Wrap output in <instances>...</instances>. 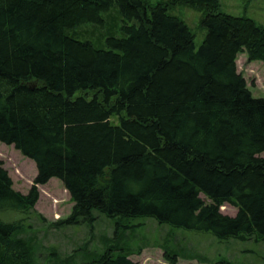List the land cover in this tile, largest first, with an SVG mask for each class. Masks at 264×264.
Returning a JSON list of instances; mask_svg holds the SVG:
<instances>
[{"label": "trees", "instance_id": "trees-1", "mask_svg": "<svg viewBox=\"0 0 264 264\" xmlns=\"http://www.w3.org/2000/svg\"><path fill=\"white\" fill-rule=\"evenodd\" d=\"M118 6L122 36L98 48L69 34L104 25ZM176 6L204 13L196 49ZM264 63V26L221 11V0H0V142L32 160L28 194L0 159V264H35L25 220L39 187L60 180L74 204L56 229L116 219L115 239L90 262L138 264L129 220L154 219L221 241L264 242V98H255L240 54ZM201 195L211 203L202 200ZM229 204L235 216L223 214ZM178 254L165 250L166 264Z\"/></svg>", "mask_w": 264, "mask_h": 264}, {"label": "rangeland", "instance_id": "rangeland-1", "mask_svg": "<svg viewBox=\"0 0 264 264\" xmlns=\"http://www.w3.org/2000/svg\"><path fill=\"white\" fill-rule=\"evenodd\" d=\"M151 5L168 0H146ZM221 11L237 17H248L264 26V0H221ZM170 14L183 20L195 36L196 49L204 42L207 29L202 24L204 13L191 7L176 6ZM104 25L84 24L69 34L82 41H90L98 48H108L107 39L113 34L122 36L124 19L118 6L103 14ZM238 71L245 77L255 98H264V63L249 62L247 53L240 54L237 60ZM264 157V153L260 155ZM0 159L9 172L14 189L28 194L37 176L35 163L24 157L14 146L0 142ZM40 199L36 211L43 215L46 222L32 214L20 212L2 213L5 221L25 220L24 237H32L35 246V264H57L58 260L74 255L75 260L87 262L94 260L105 242L115 239L116 219H108L97 214L92 228L87 225L70 226L56 229L51 226L71 215L73 202L62 182L56 178L47 185L40 186ZM202 200L211 201L204 195ZM223 214L235 216L237 209L226 204ZM127 225L133 228L126 232L125 240L132 247H143L142 253L134 254L130 259L138 264H166L165 250L178 254V264H264V242L254 240L231 239L221 241L211 233L196 232L175 228L168 224L160 225L154 219L129 220ZM94 254V255H93Z\"/></svg>", "mask_w": 264, "mask_h": 264}]
</instances>
